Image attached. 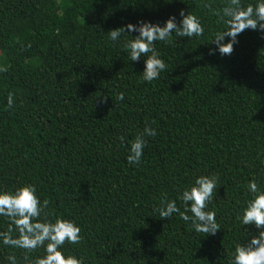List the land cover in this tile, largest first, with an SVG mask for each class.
Wrapping results in <instances>:
<instances>
[{
    "label": "trees",
    "instance_id": "trees-1",
    "mask_svg": "<svg viewBox=\"0 0 264 264\" xmlns=\"http://www.w3.org/2000/svg\"><path fill=\"white\" fill-rule=\"evenodd\" d=\"M226 3L0 0V186L35 183L50 218L79 223L82 239L65 247L84 264H228L244 229L257 231L236 217L247 182L264 186V38L245 29L230 55H209L212 33L226 26L213 9ZM181 8L201 18L204 33L155 42L166 68L142 81L143 57L129 61L123 48L135 33L114 43L107 31L163 23ZM146 124L156 135L130 165L127 146ZM208 173L221 184L209 205L214 235L178 214L158 216L162 201ZM7 226L0 217V231ZM10 254L31 264L43 248L25 259L24 249L0 243V264Z\"/></svg>",
    "mask_w": 264,
    "mask_h": 264
},
{
    "label": "clouds",
    "instance_id": "clouds-1",
    "mask_svg": "<svg viewBox=\"0 0 264 264\" xmlns=\"http://www.w3.org/2000/svg\"><path fill=\"white\" fill-rule=\"evenodd\" d=\"M203 6L209 7L207 3ZM213 14L226 26L212 33L208 42L214 47H209V55H230L234 45L239 42V34L245 29L256 31L264 38V0H227L218 11L213 9ZM124 33H135L131 39L124 40L123 48L129 61L135 62L143 57L140 79L151 82L158 79L166 68L155 42H171L173 34L187 39L201 36L204 24L197 14L181 8L178 13H170L163 23L148 19H138L134 23L129 21L108 30L107 36L115 43L123 38ZM116 99L123 100L124 93H117ZM6 104L9 108L13 106L11 93L6 97ZM155 135L156 129L147 124L135 135L127 146L125 159L128 164L136 166L141 162L146 137ZM261 162L264 163V158ZM218 179L215 173L194 175L189 185L178 190L175 199L162 201L158 216L169 218L178 214L181 220L190 223L196 233L214 235L220 225L215 209L209 205L221 185ZM246 189L248 198L236 219L239 227L253 225L257 231L252 233L244 229L245 237L233 246L228 264H264V186L251 179ZM177 200L182 209L178 207ZM48 203L47 198L41 199L35 183L21 182L11 188L0 186V217L8 218L7 228L0 231V243L24 249L25 259L28 251L42 247L43 254L35 257L31 264H84L83 256L65 247V242L73 245L79 243L82 239L81 226L73 218H50L51 213L46 211ZM7 260L9 264H18L15 255H8Z\"/></svg>",
    "mask_w": 264,
    "mask_h": 264
}]
</instances>
